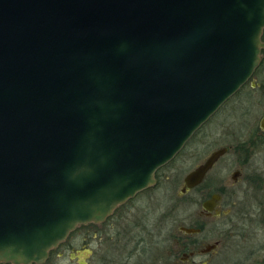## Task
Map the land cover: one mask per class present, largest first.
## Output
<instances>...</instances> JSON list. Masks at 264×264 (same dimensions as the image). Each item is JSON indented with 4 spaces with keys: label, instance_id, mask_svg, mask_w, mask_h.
<instances>
[{
    "label": "water",
    "instance_id": "obj_1",
    "mask_svg": "<svg viewBox=\"0 0 264 264\" xmlns=\"http://www.w3.org/2000/svg\"><path fill=\"white\" fill-rule=\"evenodd\" d=\"M263 28L264 0H0V260L42 262L155 183L252 75Z\"/></svg>",
    "mask_w": 264,
    "mask_h": 264
},
{
    "label": "flooded vegetation",
    "instance_id": "obj_2",
    "mask_svg": "<svg viewBox=\"0 0 264 264\" xmlns=\"http://www.w3.org/2000/svg\"><path fill=\"white\" fill-rule=\"evenodd\" d=\"M252 75L234 94L247 83L255 87L257 82ZM263 114L253 131H226L224 137L229 142L210 150L184 174L183 191L180 190L183 229H179L180 238H175L176 245L170 244L172 233L163 224L157 233L155 229L150 230L153 238L157 235L156 245H139V240L145 237L134 233L126 235L119 245H56L48 250L45 260L31 264H60L52 256L55 252L63 256L66 251L70 258L67 264H171L172 261L176 264H264V145H258L264 143V128L260 123ZM223 147L224 151L205 170L201 180L188 186L185 175L213 150ZM131 198L117 205L102 221ZM80 249L84 251L82 258L78 257ZM0 264L14 263L0 260Z\"/></svg>",
    "mask_w": 264,
    "mask_h": 264
},
{
    "label": "rangeland",
    "instance_id": "obj_3",
    "mask_svg": "<svg viewBox=\"0 0 264 264\" xmlns=\"http://www.w3.org/2000/svg\"><path fill=\"white\" fill-rule=\"evenodd\" d=\"M252 79L257 82L255 87H250L249 83L244 85L185 142L170 161L156 170L155 183L116 208L105 221L77 224L58 245H119L126 235L134 233L145 237L139 240V245H156L159 242L155 239L157 235L153 238L150 230L155 229L157 233L163 224L169 226L172 233L170 244L176 245L175 238H180L178 226L183 216L180 188L184 174L210 150L229 142L224 137L229 129L246 132L258 128V119L264 112V48ZM56 254L52 258H56L57 262L69 263V251L63 256ZM78 257H84L83 249L79 250Z\"/></svg>",
    "mask_w": 264,
    "mask_h": 264
},
{
    "label": "trees",
    "instance_id": "obj_4",
    "mask_svg": "<svg viewBox=\"0 0 264 264\" xmlns=\"http://www.w3.org/2000/svg\"><path fill=\"white\" fill-rule=\"evenodd\" d=\"M261 37H262V39L264 40V30H263V32H262V36H261Z\"/></svg>",
    "mask_w": 264,
    "mask_h": 264
}]
</instances>
